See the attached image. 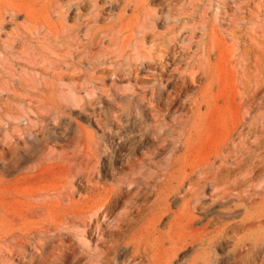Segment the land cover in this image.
Returning <instances> with one entry per match:
<instances>
[{
  "label": "bare ground",
  "instance_id": "1",
  "mask_svg": "<svg viewBox=\"0 0 264 264\" xmlns=\"http://www.w3.org/2000/svg\"><path fill=\"white\" fill-rule=\"evenodd\" d=\"M0 1L7 4L2 6L4 9L0 6L1 31L20 14H25L29 20L30 2L42 1L51 7L67 1L68 10L62 19L66 21L69 11H74V17H70L75 27L69 28L61 23V31L73 44L80 42L81 35L83 37L81 46L93 67L89 79H92L94 89L93 92H87L88 96L92 97L98 90L103 91L107 80L115 78L128 84L133 97L132 103H123L124 99H120L121 104L117 105L120 116L110 113L113 120L123 125L113 140L116 149L122 151L105 158L100 169L97 159L100 149H89L95 143V134L79 124L73 128L71 123L60 116L54 117L53 123L57 122V126L52 125L53 128L43 121L27 129L28 137L32 143L37 144L36 148L21 151L14 145L8 149L7 154L0 153V160L5 161L7 156L11 158L3 165L4 173L11 175L17 172V180L31 183L30 186L35 183L28 190L29 200L22 204V209L20 207L19 211L15 210L12 217L24 228H13L1 238L2 241L11 239L18 246L6 252L11 259L19 254L25 259L23 264H42L38 259L42 257V249L48 243V229L52 228L61 235L59 227L68 228L71 225L77 230L73 234L67 233L70 239L79 235L87 241L90 237L96 241L105 238L107 241L103 250L93 256L87 241L78 242L79 248L76 245L67 246L65 239H59L61 243L53 253L55 259L50 260L48 257L45 264H239L241 260L236 256L231 257L240 247L245 248L244 239L237 235L255 229L258 231L257 237L252 240L249 251L256 249L262 255L264 179L254 184L264 173V161H259L260 154L254 153V158L247 163V156L251 152L235 148L232 162H228L226 158L234 149L230 148L231 152L224 153L225 146L221 145L213 152V161L210 155L205 162L193 164L184 153L166 164H150L155 143L163 142L171 129L168 123L161 122L168 119L171 112L182 103L179 97L197 87L201 79L206 77L204 72L188 74V69L184 68L187 64L182 61L185 55H189L183 34L189 25L180 23L181 16H191V11L184 9L177 12L175 7L178 0ZM199 1H190L193 10ZM151 2L162 3L163 7L151 9ZM128 11L132 14L127 15ZM101 22L105 25H100ZM159 27L166 29V32L157 33ZM41 28L46 32L44 40L50 43L52 36H60V31L55 30L50 22L42 24ZM193 32L189 43L193 40ZM147 37L150 41L146 40ZM7 48L14 49L15 46L9 44ZM93 50L97 55L104 52L117 53L115 57L125 58L126 63L118 67L113 61L115 59L108 58L94 63ZM167 59L172 60L171 65L169 62L163 64ZM9 74L13 79L15 74ZM175 74L178 79H173ZM37 75L40 78H36ZM19 76L20 80L31 79L36 85L50 86L47 91L39 93L41 99H58L60 102L62 99L69 100L75 106L83 100L74 92V87L62 83V80L59 84L54 83L26 69ZM200 88L198 95L191 100L193 116L207 104L208 86ZM137 90L142 91L141 97L137 98ZM118 100L113 99L112 102ZM85 108L93 116L92 121L99 116L90 102L86 103ZM111 108L114 112L117 107ZM132 110L140 116H154L152 119L157 125L146 129L143 123L144 129L141 126L140 130L145 133H136L130 127V124L135 127L137 125L131 119ZM180 112L187 114L188 111L182 107ZM82 118H86L87 122L90 120L86 115H82ZM104 118L106 122L97 120L101 125H108L107 117ZM182 118L171 121V125H181L184 123ZM236 133L239 134L238 130ZM230 137L231 134L228 139ZM69 140L77 144L71 158L67 154L54 156L50 144L59 141L64 145ZM192 140L193 135L189 134L183 143L188 147ZM82 144L88 147L87 151L79 149ZM171 154L175 155V147L171 149ZM50 159L61 162L66 159L69 165H52L47 163ZM93 159H96L95 164L92 163ZM153 168L157 169V173L152 171ZM77 184L83 191L90 193L82 203L73 200ZM69 195L72 196L70 199ZM33 197L44 202L38 205ZM234 200L239 201V205H234L236 210L243 208L239 215L230 205ZM65 203L70 207H66ZM45 211L49 212L46 223L34 220ZM39 223L41 227H33V224ZM23 248H28L30 255L27 256ZM217 251L221 253L217 254Z\"/></svg>",
  "mask_w": 264,
  "mask_h": 264
},
{
  "label": "rangeland",
  "instance_id": "2",
  "mask_svg": "<svg viewBox=\"0 0 264 264\" xmlns=\"http://www.w3.org/2000/svg\"><path fill=\"white\" fill-rule=\"evenodd\" d=\"M190 1L178 0L179 3L177 2L175 7L177 12L184 9L191 11V16H181L182 21L180 23L189 25L183 32L189 47V55H185L182 61L183 64H187V67L184 68L188 69V74L190 72L196 74L204 72L206 77L201 79L197 87L190 89L188 94L185 93L186 96L181 95L179 98L183 99L180 100L183 104L180 103V106L178 105V108L171 112L168 119L161 122L168 123L171 129L163 142L155 143L156 147L154 145L155 150L150 156V164H166L184 153H186L187 159H190V163L193 164L205 162L210 155L213 161V152L221 145L225 146L224 153L231 152L230 148L234 149L231 155L226 158L228 162H232L235 148L236 150L243 149L251 152L247 156V163L254 158L255 154L261 155L260 162L264 161V0H206V2L201 0L196 2L195 10L190 5ZM46 4L42 1L30 2L31 18L29 20L25 18V14H20L13 22H8L2 31L0 30V56L5 57V59H0V153L7 154L8 149L14 145H17L21 151H24L25 148H36L37 144L32 143V139L27 135V129L43 121L48 122L50 128H53L57 126V122L53 123L54 117L60 116V118H65L71 123L73 128H77L79 124L95 134V143L91 144L89 149H100V156L97 157L100 169L102 162L106 160L105 158L108 159L114 152L118 154L122 151V149H116L117 145L113 144L115 142L113 140L115 133L120 131L123 125L122 122L113 120L110 113L120 116L117 105L121 104L120 99H124L123 103L128 101L132 103V91L128 89V84L125 81L114 78L107 80L103 91L98 90L92 97L88 96L87 92H93L94 89L91 83L92 79H89V76L93 74V67L90 66L83 46H81L83 37L81 35L80 42L73 44L61 31V23L69 28L75 27V22L71 18L74 17V11H69L67 20L64 21L62 18L68 10L69 3L67 1L59 2L58 5L53 4L51 7ZM3 5L7 4L0 1L1 9H4ZM162 7V3H150L151 9L156 10ZM130 14L132 12L128 11L127 15ZM46 22L52 23L54 29L60 31L58 38L52 36L51 43L44 40L46 32L41 28L42 24ZM208 22L209 24H207ZM100 25H105V23L101 22ZM156 32L164 33L166 29L159 27ZM191 32H193V40L189 43ZM146 40L150 41V38L147 37ZM5 43L10 44V46L13 44L15 48H7ZM116 54L104 52L97 55L93 50L92 62L97 63L108 58L115 59L113 61L118 67L126 63L125 58L115 57ZM167 62L169 65L172 64V60L169 59L165 60L163 64ZM24 69L34 71L54 83L59 84L62 80V83L74 87V92L83 100L75 106L69 100L62 99L60 102L58 99L56 101L41 99L38 96L39 93L47 91L50 86L36 85L31 79L30 81L20 80L19 75ZM9 73L15 74L13 79ZM59 73L62 75L59 76ZM172 77L173 79L179 78L177 74ZM36 78H40V76L37 75ZM37 81L39 80L37 79ZM246 81L247 83H245ZM204 86H208L207 104L199 112L196 111L193 116L191 100L198 95L200 87ZM113 93H117V95H112ZM136 94L137 98L143 95L140 90H137ZM59 95H61L60 92ZM113 99L119 100L112 102ZM87 102H90L99 115L93 121V116L85 108ZM112 106L117 107L114 112L111 110ZM182 107L186 108L187 114L180 112ZM131 113V119L136 121L137 125L135 127L130 124V127H133L135 132H139L140 135L145 133L144 130H140L141 126L144 129L143 123L146 129L148 126L154 128L157 125L154 123V119H152L154 116L152 115H149L148 118L146 115H138L134 110ZM82 115H86L90 119L89 122L85 120L86 118H82ZM104 116L108 119V125H101L97 120L105 121ZM181 116H183L182 121L184 123L177 126L171 125V121H176L175 119L181 118ZM236 130L239 134L236 133ZM189 134L193 135V140L186 147L183 142L189 137ZM229 134L232 135L230 139H228ZM62 144L59 141L50 144L54 156L67 154L68 158H71L77 144L73 140ZM86 147L82 144L79 149L87 151L88 147ZM173 147H175V155L171 154ZM44 151L47 152L48 150L45 148ZM10 160L9 156L5 161L0 160V264H23L25 259L22 255H15L17 259H11L6 254L9 249L18 246L11 239L2 241L1 238L4 233H8L13 228L18 230L24 228L12 217L14 211H19L20 207L22 209V204L29 200L28 190L35 183L30 186L31 183H23L17 180V172L11 175L4 173L3 165ZM95 162L96 159H93L92 163L95 164ZM47 163L69 165L66 159L62 162L50 159ZM23 167L26 165L23 164ZM153 169L152 171L157 173V169ZM125 172L128 173L129 171L125 170ZM262 179H264V173L254 184ZM83 190L78 184L76 185L77 192L73 194L75 202L82 203L84 199L90 196V193ZM85 192L87 193L85 194ZM71 197L69 195V199ZM49 198L53 200L51 196ZM33 199L38 205L44 202L35 200L34 197ZM65 205L70 207L68 203ZM230 205L238 215L243 211V208H237V210L234 208V205H239V201H231ZM48 214L49 212L45 211L44 214L36 216L34 220L41 221V224L46 223ZM40 223L33 224V227H41ZM58 230L61 235L52 228L48 229V237L46 238L48 243L42 249V257L38 259L39 263L45 264L44 261L48 257L50 260L55 259L53 253L61 243L59 239H65L67 246L76 245L79 248L78 242L87 241L82 235L69 238V233H76L75 226L59 227ZM257 233L258 231L255 229L251 232H240L237 235V237L243 238L245 242V248L240 247L235 254H231V257L236 256L241 260L239 264H264V250L262 255L256 249L249 251L250 244L257 237ZM51 236L54 238H50ZM91 238H88L87 242L91 246V254L96 256L98 252L103 250L107 240L101 238L96 241ZM231 249L232 247L229 250ZM23 252L27 256L31 253L28 248H23ZM218 253L221 252L217 251ZM258 255L259 257H257Z\"/></svg>",
  "mask_w": 264,
  "mask_h": 264
}]
</instances>
